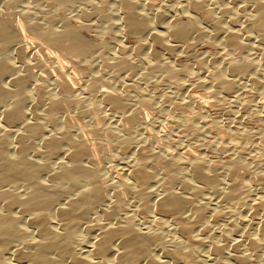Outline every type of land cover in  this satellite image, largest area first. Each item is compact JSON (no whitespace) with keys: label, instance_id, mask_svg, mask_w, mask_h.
<instances>
[{"label":"bare ground","instance_id":"6f19581e","mask_svg":"<svg viewBox=\"0 0 264 264\" xmlns=\"http://www.w3.org/2000/svg\"><path fill=\"white\" fill-rule=\"evenodd\" d=\"M106 1L0 0V264H264V175L262 195L245 196L249 172L238 173L241 147L230 141L241 133L203 127L202 117L209 97L229 113H260L264 101L236 93L261 89L264 74H249L239 55L235 64L210 74L203 66L204 76H191L152 50L174 53L213 39L228 53L250 48V38L257 45L264 0H242L246 7L236 14L232 0ZM189 9L211 14L209 36L201 37ZM123 34L137 45L124 48ZM139 69L142 78L158 76L167 85L179 77L177 90L193 86L209 95L205 101L188 92L173 101L194 111L173 121L178 134L202 139L194 152L165 151L153 137L152 148H137L141 138L130 131L148 140L144 109L151 99L129 94L120 75ZM103 108L114 117L105 131L91 119ZM81 117L91 122L82 126L92 143ZM259 137L264 141V132ZM215 150L222 154L212 160ZM111 152L125 163L108 173L100 164ZM123 205L132 217H124Z\"/></svg>","mask_w":264,"mask_h":264},{"label":"rangeland","instance_id":"374dc122","mask_svg":"<svg viewBox=\"0 0 264 264\" xmlns=\"http://www.w3.org/2000/svg\"><path fill=\"white\" fill-rule=\"evenodd\" d=\"M106 1V0H105ZM145 1H149L150 3H160L161 1H163V0H143V1H139V2H145ZM108 2H109V0H107L106 1V3L108 4ZM243 1L242 0H232V3L229 5V7H230V11L229 12H235V13H233V14H236V11H237V9L239 10V8H240V6L241 7H244L243 6V3H242ZM158 3V4H159ZM242 3V4H241ZM111 4V3H110ZM241 4V5H240ZM246 7V6H245ZM234 10H233V9ZM236 8V9H235ZM119 10H121V11H124V10H122V9H117L116 11H115V13H120L121 11H119ZM188 12L190 11V9L189 10H187ZM192 11V10H191ZM189 12V13H191V15H193L194 17H195V20L197 21V24L199 25H197L199 28L201 27V29L205 32L204 33V35L202 34L201 35V37L202 38H205V37H207V36H209V31L210 30H212V29H214V27L216 26L215 25V23L213 22L212 23V19H211V17H210V13H208L207 11H204V10H201L200 12H198V11H193V13L192 12ZM197 13V14H196ZM210 14V15H209ZM230 14V13H229ZM197 15V16H196ZM231 15V14H230ZM207 16V17H206ZM224 23H223V27L224 28H227L228 26H230V25H228V23H227V21L225 20V21H223ZM213 25V26H212ZM228 25V26H227ZM207 32L209 33V34H207ZM210 32H212V31H210ZM115 35V34H114ZM124 36H122V39L120 40V43H121V45L122 46H124V48H132V47H135L136 45H137V41H136V39H135V37L134 36H130V34L127 36L126 34H123ZM126 35V36H125ZM264 35V34H263ZM263 35H262V38H263ZM116 36V35H115ZM118 36V35H117ZM116 36V37H117ZM250 37H251V35H250ZM249 39V38H248ZM250 39H252L253 40V38H250ZM250 39L247 41V44L246 45H248V46H250V48L248 47L247 49H245V50H243V51H240V49H232V50H234V51H231V52H229L228 53V51H226V50H224L223 49V46L221 47L220 45L218 46V44H216V43H219V41H218V39H213L212 41H213V43H211V45H209V43L207 44L206 42H204V41H202V42H193V43H191V44H193V45H191V44H189V46H187V48L186 49H184V50H176L174 53H169V52H166V50L165 49H163V47H161V46H159V45H155L154 46V49H153V47H152V50H153V52H155L160 58V60H162L163 59V61L164 62H169V63H171V64H173V65H179V66H182L183 65V67H185L189 72V74H191V76L193 75V76H204V75H202L201 74V72H202V68L201 67H203V71L205 70V72L207 71L208 72V74H210L213 70H217L218 68L220 69V68H222V67H224V66H226L227 64H235L236 62L235 61H237L238 60V57H239V55H241L240 57H239V59H242L246 64H247V66H248V70H250V72H248L249 74H261V72H262V74H264V55H258V52H257V54H256V52L254 51V49H256V51L258 50V47L260 48V49H264V39H263V41L261 40V42L259 43V41H258V43H257V45H255V43H254V41L255 40H253L252 42H253V44H252V42L250 41ZM135 41V42H134ZM197 43V44H196ZM249 43V44H248ZM253 45H254V47H253ZM251 47H253L252 49H251ZM221 48V49H220ZM156 49V50H155ZM249 50H251V51H249ZM182 51V52H181ZM245 51V52H244ZM246 51H247V53H246ZM255 53H254V52ZM241 52V53H240ZM179 53V54H178ZM246 53V55H244ZM163 55V56H162ZM228 55V56H227ZM242 55H244V56H242ZM255 55V56H254ZM207 56V57H206ZM233 56H234V58H233ZM262 56V57H261ZM251 57V58H250ZM234 59V60H233ZM262 59V60H261ZM203 61H204V63H203ZM229 62V63H228ZM225 65H224V64ZM223 64V65H222ZM201 65V66H200ZM217 66V68H216V66ZM252 65H253V68H252ZM200 66V67H199ZM252 69H251V68ZM198 68L199 69H201V70H198ZM215 68V69H214ZM256 69V70H255ZM36 71V69H31V71ZM140 70L141 69H139V71H138V73H137V71H135V73H136V75H135V73H130V74H128L127 76H126V74L123 76V75H120L121 76V78H123L124 79V81L121 83V84H123V86L125 85V86H127V87H125V89H126V91H128V93L129 94H140V95H142L143 97H148V98H150L151 99V102L153 101L154 103H156V104H154L153 102L151 103L150 102V106L148 105V106H146V109H144L145 110V112L146 113H148V116H147V119H148V121L146 122V124L147 125H144L143 126V128H144V130H145V132H146V137L145 138H147L148 140V142L146 143L144 140H143V137L140 135V134H138V130H132V131H130L131 133H133L134 135L135 134H137L138 135V138L142 141H139L137 144H136V146H137V148H143L144 150H146L145 148H147V149H149V147H151L152 148V146H154V144L152 143L151 144V140H150V138H157V140H159L158 142H157V144H160L159 146H163V149L165 150V151H173V150H179V152H183L184 150H185V148H187V149H191V151L192 152H194V148L196 147V145L198 144V142L199 141H202V139L201 138H197V137H187V136H185V135H181V134H178L177 133V131L175 130V125H174V118H175V116L176 115H182L183 113H186V111H188L189 113H194V111H192V110H184V111H181V110H179V109H177L174 105V102L173 101H175V99L178 97V95L180 96V94L182 95H184V94H186V93H194V94H197V95H200L202 98H203V100L205 99V101L207 100V97L209 96V95H207L206 94V91L204 92V90H202L201 91V89H199V88H195V87H191V86H188V87H185V89L183 90V89H181V90H177L173 85H174V81L175 80H177V78H178V80L177 81H183V79L182 80H179L180 78L179 77H174L175 79L173 80V79H171V80H169L168 82H167V85H166V83H161V81L159 80V78H158V76H147V77H145V78H142V77H144L143 75H138L139 73H140ZM211 70V71H210ZM253 70V71H252ZM209 71H210V73H209ZM255 71V72H254ZM195 72V73H194ZM254 72V73H253ZM193 73V74H192ZM256 74V75H257ZM132 75V76H131ZM123 76V77H122ZM126 76V77H125ZM131 76V77H130ZM139 76V79L137 78ZM140 76H142V77H140ZM101 77H103V76H101ZM135 77V78H134ZM151 77V78H150ZM142 78V79H141ZM156 78V79H155ZM230 79H231V82L232 83H234L233 81L235 80V83L237 84V81H238V78H236V77H234V76H231V77H229ZM234 78V80L232 81V79ZM138 79V80H137ZM131 80V81H130ZM133 80V81H132ZM156 81V82H155ZM160 81V82H159ZM243 81H244V78H239V81H238V85H243L244 83H243ZM125 82V83H124ZM144 82V83H143ZM240 82V83H239ZM242 82V83H241ZM159 83V84H158ZM262 83V84H261ZM120 84V83H119ZM131 84V85H130ZM169 84V85H168ZM173 84V85H172ZM259 84H261L259 87H261V89H257L255 92H253L252 93V91L250 90V89H248V88H246L245 89V87H243L244 88V91H242L243 90V88L240 90V91H242V92H238L237 91V93L236 94H239V95H242L243 97H246V98H250V96L252 97V96H254L253 98H252V100L254 101L255 99L257 100V99H259V100H257V101H260V102H262V101H264L263 99H261L263 96H264V84H263V82H261V81H259ZM130 87H129V86ZM134 88H133V87ZM170 86V87H169ZM120 87V86H119ZM263 87V88H262ZM123 87H120V89H122ZM128 88V89H127ZM131 88V89H130ZM172 88V89H171ZM133 89V90H132ZM140 89V90H139ZM251 91V92H249V91ZM135 91V92H134ZM150 91V92H149ZM156 91V92H155ZM131 92V93H130ZM174 92V93H173ZM153 93V94H152ZM199 93V94H198ZM202 93V94H201ZM261 93V94H260ZM251 94H253V95H251ZM224 95H227V94H224ZM152 96V97H151ZM174 96H175V98H174ZM199 96V97H200ZM233 96V95H232ZM231 96V97H232ZM262 96V97H261ZM217 98H219L218 96H217ZM209 100H207V102H205L206 103V108H205V110H204V112H203V115H202V117H203V119L205 120V121H203V124H205V125H203V127H205L206 125H208L210 128L214 125V128L212 127V130H214L215 129V131H222V130H225L226 129V127H227V129H233L234 127H235V131L237 132V134L238 133H241L240 135L238 134L237 136H234L230 141L232 142V143H236L237 144V142H238V144L240 145V147H241V155H239V158H241V160H243V161H241L240 159H238L240 162H243L241 165H240V167L238 168V173H240L241 175H246V174H248V173H246V172H249V174L251 175H247V177L249 178V183H250V181H251V183L250 184H252L253 182H254V184L256 185H254V184H252L251 186L249 185V183H248V185H246V187H247V192H246V194H245V196L246 195H248L249 196V199H256V198H258V197H260V195H262V193L261 192H263V190L258 186V184H259V182H258V178L261 176V175H264V141L263 140H261V138L259 137L260 136V133L262 134L264 131V108L260 111V113L259 112H252V111H250L249 112V110H237V109H231L230 110V113L228 112L229 110L227 109H225V105L223 106L224 108H222L221 107V109H220V107L219 106H217V105H215L214 104V102L212 101V100H210V97L208 98ZM156 100V101H155ZM160 100V101H159ZM170 105H169V104ZM208 103V104H207ZM154 104V105H153ZM168 104V105H167ZM223 104V103H222ZM152 105V106H151ZM161 107H160V106ZM165 106V107H164ZM170 106V107H169ZM163 107V108H162ZM172 107V108H171ZM175 107V108H174ZM150 108V109H149ZM156 108V109H155ZM158 108V109H157ZM175 110H174V109ZM155 109V110H154ZM177 109V110H176ZM73 110V109H72ZM72 110L70 111V113H72ZM103 110V111H102ZM170 110L172 111V112H170ZM173 110H174V112H173ZM226 110V111H225ZM237 110V112H235ZM102 111V112H101ZM101 111L99 112V115L96 113L95 114V118H91L92 119V122H96V120L98 121V122H96V123H98V124H100V125H98L99 126V128L101 129V131H105V129L106 128H108V127H110V125H112L111 123H112V120H113V118L114 117H112L104 108L103 109H101ZM176 111L178 112L179 111V113H176ZM231 112H233V113H231ZM239 112V113H238ZM244 112V113H243ZM102 113V114H101ZM161 113V114H160ZM175 113V114H174ZM189 113H187L186 115H189ZM238 113V114H237ZM262 113V114H261ZM171 114V115H170ZM231 114V115H230ZM233 114V115H232ZM98 115V116H97ZM183 115H185V114H183ZM97 116V117H96ZM234 116V117H233ZM91 117H93V115H91ZM103 118V122L100 120V118ZM107 117V118H106ZM162 117V118H161ZM169 117V118H168ZM172 117H173V119H172ZM105 118V119H104ZM112 118V119H111ZM156 119H157V121H156ZM81 122H79L78 124H79V128L81 129V132H82V129L85 131H83V134H84V136H85V139H86V141L87 142H89V143H92V142H94V140H95V137L88 131V130H86L89 126H87V125H89V123H91L90 121L88 122L86 119H84V117H81V119H79ZM100 120V121H99ZM111 120V122L109 123V121ZM84 121V122H83ZM106 121V122H105ZM107 121H108V123H107ZM88 122V123H87ZM169 122V123H168ZM80 123H82L81 125H80ZM83 123H84V127L86 128H83ZM93 124V123H92ZM108 124H110V125H108ZM148 124H150V125H148ZM210 124V125H209ZM212 125V126H211ZM82 128H81V127ZM219 126V127H218ZM174 128V129H173ZM200 128V129H199ZM221 128V129H220ZM224 128V129H223ZM196 129L199 131V130H202V128H201V126L200 125H196ZM237 129V130H236ZM260 129V130H259ZM174 130V131H173ZM166 131V132H165ZM176 131V132H175ZM240 131V132H239ZM86 132H87V134H86ZM149 132V133H148ZM244 133V135H243V133ZM248 132V133H247ZM252 132V133H251ZM255 132V133H254ZM171 133V134H170ZM246 133V134H245ZM162 134H164L163 136H162ZM139 135H140V137H139ZM93 136V137H92ZM183 136H185V137H183ZM248 136V137H247ZM137 137V136H136ZM189 138V139H187V138ZM250 137V138H249ZM257 137V138H256ZM163 138V139H162ZM173 139V141H172V139ZM192 138V139H191ZM201 139V140H200ZM249 139V140H248ZM93 140V141H92ZM190 140V141H189ZM242 141V142H241ZM252 141V142H251ZM150 142V143H149ZM263 142V143H262ZM141 143H143V145L141 144ZM145 143V144H144ZM242 145H241V144ZM148 144V145H147ZM157 144H155V146L157 145ZM175 144V145H174ZM245 144H247L246 146H245ZM147 145V146H146ZM151 145V146H150ZM186 145V146H185ZM143 146V147H142ZM145 146V147H144ZM252 146H253V148H252ZM259 148V149H261V152H259V153H261V155H262V157H261V155L258 153V150H257V152L255 151V148ZM262 147V148H261ZM246 150H245V149ZM142 149V150H143ZM177 150V151H178ZM218 150V149H217ZM217 150H215L214 151V153H213V155H211L210 156V158L212 159V160H214L215 158H212V157H220L221 155L220 154H222L221 153V151L219 150V151H217ZM253 150H254V152H253ZM218 152V154H217V152ZM245 151V152H244ZM185 152V151H184ZM244 152V153H243ZM247 152V153H246ZM255 153H256V155H255ZM113 154V155H112ZM217 154V155H216ZM244 154V155H243ZM247 154V155H246ZM250 154V155H249ZM258 154V155H257ZM115 154H114V152H111V153H109L106 157L107 158H103V159H101V160H103L102 162L104 163V165H103V163L101 162V161H99V163H102V164H100L102 167H103V169L106 171V172H110V173H112V171H114V170H117V169H119L120 167H121V164L123 165L124 163H125V160H123L122 158L120 159V158H118L116 155H115V157H113ZM260 155V156H259ZM110 158H109V157ZM243 156V157H242ZM253 156V158H254V160H253V158H251ZM244 157H246V158H248V159H244ZM259 157H261V158H259ZM109 158V159H108ZM117 158V159H116ZM258 158V159H257ZM111 159V160H110ZM118 159H120V161L118 160ZM252 159V160H251ZM263 161H262V160ZM106 160H107V162H106ZM114 160V161H113ZM250 160V161H249ZM247 161L250 163H247ZM261 161H262V163H261ZM109 162V163H108ZM108 164V165H107ZM245 164V165H244ZM260 164V165H259ZM247 165V166H246ZM108 167V168H107ZM110 167V168H109ZM115 168V169H114ZM246 168V169H245ZM108 169L110 170V171H108ZM114 169V170H113ZM259 169V170H258ZM246 170V171H245ZM263 170V171H262ZM241 171V172H240ZM260 172V173H259ZM246 173V174H245ZM258 173V174H257ZM219 174V173H218ZM253 175H254V178H253ZM221 176V175H220ZM222 179V180H221ZM255 179V180H254ZM223 180H224V178L222 177H220V182H223ZM253 181V182H252ZM253 185L255 186V187H253ZM250 186V187H249ZM258 186V187H257ZM249 187V188H248ZM254 188V189H253ZM255 188H257V189H255ZM249 189V190H248ZM252 189V190H251ZM256 190V191H255ZM260 190V191H259ZM249 191H250V193H249ZM252 191V192H251ZM255 192V193H254ZM249 193V194H248ZM256 194L255 196H254V194ZM261 193V194H260ZM250 194H251V196H250ZM253 195V196H252ZM259 195V196H258ZM243 196V198L245 197L244 195H242ZM242 196H241V198H242ZM251 197V198H250ZM121 208H122V210H123V212H124V217H132V214H131V211L129 212L128 210H127V208L126 207H124V205H123V207L121 206ZM123 208H125V210L123 209ZM126 214V215H125ZM131 214V215H130ZM264 249L262 248V250L260 249V251L262 252ZM264 253V252H263ZM245 254V253H244Z\"/></svg>","mask_w":264,"mask_h":264}]
</instances>
